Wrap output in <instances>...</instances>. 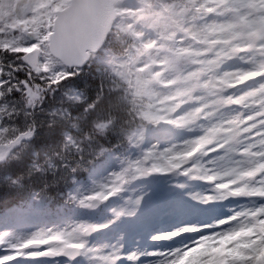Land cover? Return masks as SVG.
<instances>
[{
  "label": "snow or ice",
  "instance_id": "obj_1",
  "mask_svg": "<svg viewBox=\"0 0 264 264\" xmlns=\"http://www.w3.org/2000/svg\"><path fill=\"white\" fill-rule=\"evenodd\" d=\"M0 264H264V0H0Z\"/></svg>",
  "mask_w": 264,
  "mask_h": 264
}]
</instances>
